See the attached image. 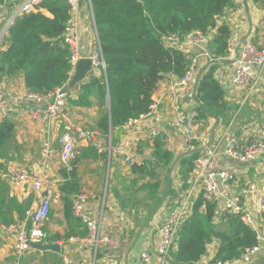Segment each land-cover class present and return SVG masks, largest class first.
Segmentation results:
<instances>
[{
  "label": "crops",
  "instance_id": "crops-1",
  "mask_svg": "<svg viewBox=\"0 0 264 264\" xmlns=\"http://www.w3.org/2000/svg\"><path fill=\"white\" fill-rule=\"evenodd\" d=\"M6 13V9L0 7V13ZM47 15H50L44 10ZM76 20L79 23L80 55L89 56L92 52L95 41V22L91 4L88 0L78 2L75 12ZM218 25H227L230 30L231 41L235 44V55L229 54L224 59L228 62L220 64L215 76L224 88V97L228 110L221 118L207 116L199 117L198 103L195 100L194 85L190 88L178 89L170 93L169 89L178 80V77L170 74L161 81L157 90L153 94V101L158 103L155 117L147 123H141L127 129L117 127L110 130L107 137L95 126V119L100 116L101 105L97 95L93 97V107L79 108L68 102L67 110L72 120L83 127L94 129L97 133V140L89 142L84 139L76 141L75 158L77 178L81 187V193L88 196L85 209L94 217L98 218L104 232L113 235L118 244L115 247L101 245L98 248V257L94 256L93 246L88 244L79 233L87 231L85 223L77 226L74 222H67L64 215L65 203L63 194L58 185L63 181L60 176V169L64 167L58 152L61 149L59 142L63 132V123L55 122L53 131L50 134L51 147L57 152L56 157L50 163L46 172L48 177L57 181V186L52 199L50 217L44 226L45 243H58L61 247L59 252L41 251L32 248L24 257L22 264H59L63 255L69 256L75 264H173L174 260L169 257L164 262L159 257H154L149 262L142 259L145 251H154L160 244V227L166 214L177 208L186 191L193 189L194 181L201 185L202 177L191 172L187 177V187H183L185 181L180 175L179 161L176 162L173 170H159L163 189L166 190L164 196L160 193V200L154 198L149 190H141L139 186L155 179L132 173L127 164V155H134L137 163L149 160L153 161V146L155 139H151V132L161 129L166 137V148L171 150L176 157L180 158L190 148L183 143L182 130L187 123H191L195 132L199 136L197 144L201 148L218 146L219 169H229L235 173V178L221 183L220 202L217 207L215 220L220 222V218L225 211L223 203L227 198L238 197L245 204L244 207L251 209L258 195L264 193V154L250 161H239L224 153L225 141L222 136L230 135L238 139L241 144L249 140L260 137L264 126V67L254 66V79L256 85L248 94L242 87H236L233 79L239 67V51L237 47L241 40L248 36L245 42L252 41L259 47H264V1L262 0H233L224 13L217 19ZM217 34V29H211L208 33L210 41ZM191 59L197 60V73L206 69L210 56L208 44L192 45L188 40L179 42ZM212 59V58H211ZM100 73L97 71L95 75ZM89 79V77H88ZM86 79V81L88 80ZM85 81V82H86ZM24 87L23 75L18 74L13 77H0V89L8 95V117L16 123L17 144L27 147L28 144H39L43 154V142L46 134L42 132V126L34 123L30 112L41 107L46 108L47 102L41 105L15 99ZM79 91V87H78ZM77 94L72 93L71 96ZM178 127H173L178 123ZM29 149L24 152V160L28 162L21 166L28 170H38L42 156L31 159ZM73 160V159H72ZM9 162L10 168L15 166ZM72 162V161H71ZM11 166V167H10ZM171 171V172H170ZM169 178V183L168 182ZM135 181H138L135 183ZM167 184H166V183ZM255 183L254 193L243 195L242 189L249 184ZM190 187V188H189ZM0 189H5V198L8 205L5 212L13 224L20 223L29 209L36 206L34 203V192L30 182L21 186H12L9 183L6 173L0 174ZM120 195V200L117 199ZM75 195L71 196L73 200ZM198 192L194 195L195 201ZM193 201V202H194ZM193 204V203H192ZM4 213V209H3ZM75 218V217H74ZM77 219V218H76ZM258 227L262 235L260 240L261 249L250 262H244L239 258L233 264H264V217L258 221ZM69 233L73 235L67 237ZM61 236L59 241L49 242L50 237ZM43 242V243H44ZM14 244L13 235L0 233V264H7ZM217 252V242L209 245L208 252L201 261L195 264H211V260Z\"/></svg>",
  "mask_w": 264,
  "mask_h": 264
},
{
  "label": "trees",
  "instance_id": "trees-1",
  "mask_svg": "<svg viewBox=\"0 0 264 264\" xmlns=\"http://www.w3.org/2000/svg\"><path fill=\"white\" fill-rule=\"evenodd\" d=\"M90 1L105 72L90 76L80 84L78 94L71 96V93L68 102L75 107L91 108L94 105L92 99L97 95L102 109L94 124L106 137L110 130L148 111L154 92L168 75H185L192 59L179 41L195 31L208 35L216 28L217 34L208 44L211 58L222 60L228 55L230 30L227 25H218L217 19L233 0ZM7 2L9 0H0V4ZM71 17L72 5L68 0H44L37 11L20 16L10 28L9 45L0 53V77L22 74L26 90L39 94H47L65 85L73 69L72 53L63 37ZM175 38L178 40L173 41ZM215 61L203 69L197 86L196 99L201 118H221L228 113L224 88L215 76L221 65ZM15 129L12 118L0 119V174L7 173L9 162L14 161L9 158L8 146L16 139ZM193 146L199 147L196 142ZM199 154L198 151L186 152L178 160L184 188ZM153 158V161L135 163L130 169L134 174L155 179L142 183L139 189L149 190L156 200H160L164 189L159 170H170L178 158L166 148L164 135L155 138ZM71 164L70 171L64 167L60 169L63 181L58 188L66 194L64 215L67 222L81 226L82 222L72 214L71 196L81 193V187L76 161L73 159ZM116 197L123 204L120 195L116 194ZM7 207L5 189H0V220L13 224L15 222H11L5 212ZM217 207L216 202L202 196L193 203L191 214L179 229L177 242L170 253L173 264L201 261L214 241L217 242V252L210 263L236 260L246 249L259 243L258 232L243 222L241 214L224 212L217 222L215 219L220 217H216ZM72 235L69 233L67 237ZM79 235L85 237L87 231H81ZM50 238L54 239L48 238L49 242L62 239L57 235ZM98 254L97 249L96 258Z\"/></svg>",
  "mask_w": 264,
  "mask_h": 264
},
{
  "label": "built area",
  "instance_id": "built-area-1",
  "mask_svg": "<svg viewBox=\"0 0 264 264\" xmlns=\"http://www.w3.org/2000/svg\"><path fill=\"white\" fill-rule=\"evenodd\" d=\"M43 1L44 0H9V2L5 4H0V7L6 9V13H0V53L9 45L7 39L10 35V28L15 21L24 14L37 11L40 3ZM68 1L72 5V17L64 31L63 37L64 43L69 46L72 53L73 69L69 81L75 72L77 62L83 57L91 58L97 71L105 72V61L96 28V37L91 54L89 56L80 55V42L78 35L79 23L76 20L77 17L75 16V12L78 7V2L81 0ZM88 1L91 4V1ZM8 9H10V12L8 16H6ZM177 40L178 39L175 38L173 41ZM185 40H188L192 45H202L203 47H206L210 42L208 35L201 31L191 33L182 41ZM227 49L230 56L235 55V44L231 39L227 42ZM238 61L239 67L237 68L233 83L236 87L244 88L247 90L248 94H250L251 89L256 85L253 67H264V47H259L252 41L245 42L239 52ZM196 64L197 60L193 58L185 75L178 77V80L173 83L169 89L170 93H174L181 88L187 89L194 85L198 75ZM69 81L62 87L47 94L31 92L23 87L15 95V99L20 102L26 101L37 105H41L44 101L47 102L46 108L43 110L41 107H38L30 112L33 122L42 126L41 130L46 134V139L43 142V154L38 170H28L15 165L8 173H6L9 183L12 186L17 187L28 182L31 183L34 192V203L36 204L35 207L27 211L24 219L18 224H6L0 220V233H7L14 237L12 252L7 264H22L27 253L32 248H35V245L44 242V226L49 218L52 199L57 186V181L55 179H50L46 175L50 163L57 155V152L51 147V140L49 137L53 131L54 123L59 121L64 125L63 132L59 139L61 149L58 152V155L67 171H70L73 168L71 161L74 159L77 138L89 142L97 140V133L94 129L76 124L69 115L67 104L68 96L71 92L66 90ZM8 100V95L0 89V119L8 117L9 115L7 106ZM157 107L158 103L153 101L148 111L125 122L122 127L127 129L132 126L140 125L141 123H147L155 117ZM183 121L184 119L181 118V120L174 124L173 127H178L180 122ZM161 135H163L161 129L153 130L151 132V139L154 140ZM182 137L183 143L190 149L195 148L193 144L195 142L197 143L199 139V136L190 122L184 126ZM222 140L225 141L224 153L236 160L250 161L264 154V126L262 127L260 137L251 139L247 143L241 144L237 138L230 135L222 136ZM199 153V157L195 160L192 173L202 177V184L199 185L197 181H194L193 189H188L186 191L180 205L166 214L159 230L160 244L156 250L145 251L142 254V259L145 262H149L154 257L161 258L163 262L167 260L170 257L171 250L175 247L177 242L179 229L191 214L192 203L202 196L208 201L216 202L219 206L221 201H219L218 197L221 194L223 195L220 189L221 183L225 185L227 182H230L235 178V173L232 170L219 169L218 146L206 147ZM126 161L129 167L137 163L136 158L132 154L127 155ZM255 188L256 184L251 183L242 189L241 193L243 195L254 193ZM197 192L198 197L194 201L193 197ZM87 202L88 196L85 193L75 194L72 200V214L75 218L80 219L85 223L87 235L84 237V240L93 246L94 256H96L99 246L105 245L107 247H115L118 244V241L113 235L104 232L99 219L85 209ZM244 205L243 201L238 197L227 198L225 203H223V209L227 212L241 214L243 222L253 227L258 232L259 243L246 249V251L239 257V259L244 262H250L256 257L261 249L260 240H262V235L258 227V221L262 219L264 213V193L258 195L256 203L251 209L244 207ZM233 262L234 260H218L211 264H233ZM59 264L75 263L69 256L63 255Z\"/></svg>",
  "mask_w": 264,
  "mask_h": 264
},
{
  "label": "water",
  "instance_id": "water-1",
  "mask_svg": "<svg viewBox=\"0 0 264 264\" xmlns=\"http://www.w3.org/2000/svg\"><path fill=\"white\" fill-rule=\"evenodd\" d=\"M248 38L245 37L241 40V43L239 44V46L237 47V51L240 50V48L242 47V45L245 43L246 39ZM206 59L208 60V63H207V66H209L212 62H214L215 60H212L210 58V56H207ZM215 62H218L219 64H223V63H226L228 61L222 59V60H216ZM204 70L200 71L197 75V79L194 83V88H195V100L197 101L196 99V91H197V86H198V83H199V79L202 75V72ZM97 73V69L95 68V66L93 65V62L91 60V58L89 57H83L81 58L76 66H75V72L71 78V80L69 81L68 85H67V88L66 90H69L71 93H74V94H78V87L80 86V84L84 83L86 81V79H88V77L90 76H93ZM198 103V101H197ZM205 148H201V147H196V148H193V149H190L188 150L187 152L190 153L192 151H203ZM152 157H148L149 160H151ZM179 160V158L176 159L175 163L173 164L171 170H173L176 162ZM171 172V171H170ZM169 183V178H168V182ZM166 183V184H167ZM166 190L163 191V196L165 194ZM36 249L38 250H41V251H47V250H51V251H56V252H59L61 247L58 243H41V244H37L34 246Z\"/></svg>",
  "mask_w": 264,
  "mask_h": 264
},
{
  "label": "rangeland",
  "instance_id": "rangeland-1",
  "mask_svg": "<svg viewBox=\"0 0 264 264\" xmlns=\"http://www.w3.org/2000/svg\"><path fill=\"white\" fill-rule=\"evenodd\" d=\"M9 12H10V9H8V12H7L6 16H8ZM26 148L29 149V152H30V156L29 157H31V159L33 157H38V159H39L42 156V149H41V146L38 143L37 144H33V145L28 144V146L25 147V146H22L21 144H17V141L15 139L8 146L9 158L11 160H18L20 162L12 163V165L13 164L14 165L15 164L23 165V164L28 163V162H25L27 160V158L24 160V152H25ZM74 158H75V156H74ZM49 178L53 179L52 177H49Z\"/></svg>",
  "mask_w": 264,
  "mask_h": 264
}]
</instances>
